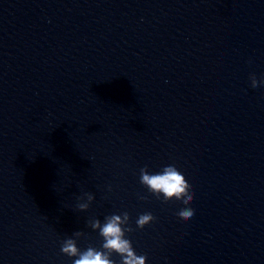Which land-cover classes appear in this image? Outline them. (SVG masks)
I'll return each mask as SVG.
<instances>
[{
    "label": "water",
    "instance_id": "1",
    "mask_svg": "<svg viewBox=\"0 0 264 264\" xmlns=\"http://www.w3.org/2000/svg\"><path fill=\"white\" fill-rule=\"evenodd\" d=\"M264 19L134 23L0 10V264H72L99 219L146 264H264ZM174 164L194 209L139 183ZM94 200L76 207L83 193ZM146 196V200L138 199ZM120 264V257H111Z\"/></svg>",
    "mask_w": 264,
    "mask_h": 264
},
{
    "label": "clouds",
    "instance_id": "2",
    "mask_svg": "<svg viewBox=\"0 0 264 264\" xmlns=\"http://www.w3.org/2000/svg\"><path fill=\"white\" fill-rule=\"evenodd\" d=\"M250 87H264V76L257 79L254 73L249 74ZM139 183L147 189L148 193L161 199L163 202L176 200L182 202L183 207L177 216L186 221L193 217L194 209L188 207L193 200L192 186L187 182L185 176L174 165L163 167L159 172L150 173L147 165L139 170ZM140 200H146V196H138ZM94 200L91 193L85 192L78 197L76 205L79 211H85ZM155 217L151 212H145L135 220V228L131 226L130 216L127 211L119 214H111L104 217L103 223L99 219L92 218L88 221V227L97 231L102 240L100 248L89 245L83 251L78 248L77 241L85 234L76 231L72 237L66 238L60 245V252L68 258H75L72 264H116L111 258L113 254L120 257V264H146V256H138L132 246L128 234L136 229H143L154 222Z\"/></svg>",
    "mask_w": 264,
    "mask_h": 264
}]
</instances>
